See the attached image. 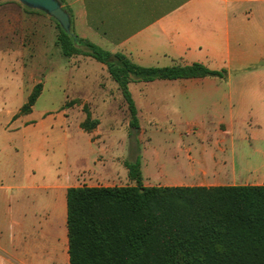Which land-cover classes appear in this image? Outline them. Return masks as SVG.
Masks as SVG:
<instances>
[{"label": "crops", "instance_id": "obj_1", "mask_svg": "<svg viewBox=\"0 0 264 264\" xmlns=\"http://www.w3.org/2000/svg\"><path fill=\"white\" fill-rule=\"evenodd\" d=\"M62 1L71 13L72 29L76 37L104 52L124 56L132 64L142 68L163 69L202 64L211 70L227 71V68L247 66V60L234 59L232 55L235 52L246 54L247 48H264V0ZM10 3V10L22 12L25 9L18 2ZM39 13L38 17L46 27L34 30L37 33L35 37L38 38L34 43L37 48H44L42 56L46 58L45 48L61 50L58 44L60 32L50 16ZM215 60L223 64L218 65L213 62ZM91 61L84 67L91 65L102 73L104 71L106 79L108 74L104 69L107 67L94 59ZM74 69L76 68L73 66L68 72L69 81ZM59 73L56 75L58 78ZM100 78L102 81V77ZM226 79L225 77L224 80ZM192 80L202 82L190 89L185 85ZM214 80L223 79L197 78L139 83L155 85L156 88L164 84L167 89L165 92L157 90L144 97L132 94L134 100H148V108L155 116H198L199 123L194 125L196 129L189 131V134L204 133L206 125L203 117L194 112L197 104L185 106L178 99L195 101L198 97L216 95L220 99L214 103V109L209 106V110L215 112L217 117L213 145H181L180 153L184 156L177 168L180 167L185 175L165 176L164 186H264V91L247 93L242 99L246 110L237 111L234 93H221L219 84L215 83L214 88L208 89L211 92H196L206 89L203 87L206 81ZM254 81L255 85L264 86V80L251 79V82ZM41 84L43 89L38 100L49 90L45 80ZM137 84L131 83L129 89ZM99 85L97 91L104 93L102 83ZM78 89L73 90V95L77 96L75 99L88 94L87 88ZM60 90L69 100L68 88ZM140 156L142 170L144 155L141 153ZM176 156L179 157V154ZM4 168L0 175L5 177ZM74 182L67 173L57 175L52 185L44 187L51 191V199L44 207L36 205L39 198L35 193L29 195L24 192L36 190L31 182L27 188L23 183L0 188L9 209L7 224L0 226V264H70L67 195L68 189L74 187ZM21 199L29 205L20 204Z\"/></svg>", "mask_w": 264, "mask_h": 264}, {"label": "rangeland", "instance_id": "obj_2", "mask_svg": "<svg viewBox=\"0 0 264 264\" xmlns=\"http://www.w3.org/2000/svg\"><path fill=\"white\" fill-rule=\"evenodd\" d=\"M9 4L10 1L0 3V171L5 167V177L0 175V188L22 183L27 188L31 182L36 190L24 192L35 193L39 198L36 205L44 207L51 199V191L44 187L52 185L57 175L63 173L75 181L74 187H135L136 184L129 179L126 164L135 161L139 149L144 155L145 187H180L164 186V177L185 175L180 167L177 168L184 156L180 153L181 145H213L217 117L209 106L214 109L219 97L204 96L195 101L178 99L185 106L197 104L194 112L203 117L206 125V131L199 134H189L196 129L194 125L199 123L198 116H155L148 108V100L133 99L139 120L136 132L130 126L132 117L124 91L108 68L104 69L108 74L105 79L104 71L102 73L91 65L84 67L92 59L78 55L67 58L60 48H45L47 56L44 58V48H37L34 43L38 39L34 30L46 27L38 17L40 11L26 7L22 12L10 10ZM232 56L236 60H247V66L227 68L226 80L206 81L203 87L207 90L203 88L196 92H211L208 89L219 84L221 93H234L237 111L242 109L244 112L243 96L252 91H264V86L251 82V79L264 80V48H247L246 54L235 52ZM213 62L223 64L218 60ZM73 66L76 69L72 70L69 81L68 72ZM221 69L225 68H218ZM58 72L62 78L66 77L61 79L60 73L59 78L56 77ZM42 80L47 82L49 90L29 111L23 109ZM199 82L202 81H188L185 86L194 89ZM101 83L104 93L97 91ZM165 86L161 84L156 88L155 85L138 83L131 89L128 86V90L131 97L132 94L144 97L157 90L165 92ZM65 87L69 100L60 90ZM79 87L87 88L88 94L75 99L77 96L73 95V90H79ZM20 204L29 205L24 199ZM7 210L8 205L0 192V226L7 224Z\"/></svg>", "mask_w": 264, "mask_h": 264}, {"label": "trees", "instance_id": "obj_3", "mask_svg": "<svg viewBox=\"0 0 264 264\" xmlns=\"http://www.w3.org/2000/svg\"><path fill=\"white\" fill-rule=\"evenodd\" d=\"M57 1L71 22L67 34L53 19L63 56L89 57L108 68L124 91L134 130L139 120L129 84L227 75L202 64L136 66L76 37L69 9ZM42 89L35 87L23 109L30 110ZM140 154L126 164L135 187L68 189L70 264H264V186L145 187Z\"/></svg>", "mask_w": 264, "mask_h": 264}, {"label": "water", "instance_id": "obj_4", "mask_svg": "<svg viewBox=\"0 0 264 264\" xmlns=\"http://www.w3.org/2000/svg\"><path fill=\"white\" fill-rule=\"evenodd\" d=\"M9 1L18 2L28 9L47 14L56 20L67 34H71L70 16L57 0H0V3Z\"/></svg>", "mask_w": 264, "mask_h": 264}]
</instances>
